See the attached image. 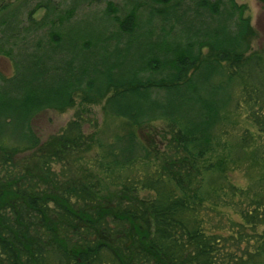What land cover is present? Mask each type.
Here are the masks:
<instances>
[{
	"label": "trees",
	"instance_id": "16d2710c",
	"mask_svg": "<svg viewBox=\"0 0 264 264\" xmlns=\"http://www.w3.org/2000/svg\"><path fill=\"white\" fill-rule=\"evenodd\" d=\"M47 9L21 34L19 8L0 18V54L13 61L0 77V140L14 141L0 147V264H264V190L200 165L221 145L227 161L253 149L264 166V68L246 58V7L122 0L92 19L101 28L70 24L72 6ZM29 28L47 37L24 41ZM77 100L134 126L161 119L170 139L158 154L135 134L87 137L77 111L40 142L32 117ZM241 109L257 132L226 146L225 117ZM228 209L239 220L224 227Z\"/></svg>",
	"mask_w": 264,
	"mask_h": 264
},
{
	"label": "rangeland",
	"instance_id": "374dc122",
	"mask_svg": "<svg viewBox=\"0 0 264 264\" xmlns=\"http://www.w3.org/2000/svg\"><path fill=\"white\" fill-rule=\"evenodd\" d=\"M118 2L120 3L122 0H0V18L11 12L15 7L19 8L18 18H16V20L19 28L17 31L21 34L22 28H24V26L27 28V23L29 21L37 22L45 18L48 14L47 6L54 9L50 17L56 12H63L66 14L67 8L72 6L76 9H74V13L70 18V24H80L79 27L81 28L82 26H86V23H91L94 27L101 28L102 24L100 20L95 22L92 19L95 16H97L95 18H98L99 12L101 16L108 6H116ZM236 2L238 5H244L246 7L244 16L249 18L250 25L254 30V34L250 41V48L246 53V58H259L264 68V4L259 0H236ZM47 26L48 25L44 26V29ZM71 28L73 29L74 27L72 26ZM105 28L107 36L115 31L114 27L111 25ZM157 34H160V32ZM44 35L45 30H41L38 33L35 31L31 33L29 28V31L25 33L24 41L37 40L42 36L43 38L47 37ZM203 56L205 59L212 57L208 48L203 49ZM12 62L11 58L0 54V77H11L13 75ZM73 104L74 105L67 106L63 109L48 108L32 117L30 129L39 137L40 142L45 141L50 135L58 132L70 120L74 119L77 111L81 112L84 117L86 116L85 118L88 120V122L82 123V130L87 137H95L104 142H108L124 134H135L137 138L146 142L147 145L154 147V150L158 154L163 151V148L166 147L167 140L170 139V136L165 132L166 125L161 119L155 122L145 123L143 126H134L124 118L106 114L103 110V104L83 107L79 100H77V102L74 101ZM244 111V109H241L237 112L240 118H234V116L231 118L225 117V123L227 124H225L224 128L229 132L227 136H230L226 146L230 147V143L234 144L237 140H240V136L242 133L244 134L245 129L250 134L257 132L256 128L245 123L243 118ZM235 119L239 120L238 124L234 123ZM7 134L11 135V130H8ZM254 145L255 142L251 144V146ZM12 146H14V141L3 136L2 140H0V147L7 149ZM252 151L253 149H249L234 153V162H232L226 159L228 151L221 149V145H218L214 148V152L208 156V159L206 158L205 161L200 162V165L206 166L211 162H220L226 169L229 179L240 188L249 191L252 189L256 191L264 190V166L258 161L259 154L257 155L258 159H255L252 155ZM22 153L19 154L22 155L21 157L24 156ZM211 156L218 161L209 160ZM228 219L236 222V220H239V216L232 209H228L227 218L222 220V225L224 227L228 226ZM217 221L219 223V218H217ZM214 224L216 228H219V225L216 223V218L214 219Z\"/></svg>",
	"mask_w": 264,
	"mask_h": 264
},
{
	"label": "water",
	"instance_id": "95a60500",
	"mask_svg": "<svg viewBox=\"0 0 264 264\" xmlns=\"http://www.w3.org/2000/svg\"><path fill=\"white\" fill-rule=\"evenodd\" d=\"M260 1L264 3V0H260Z\"/></svg>",
	"mask_w": 264,
	"mask_h": 264
}]
</instances>
